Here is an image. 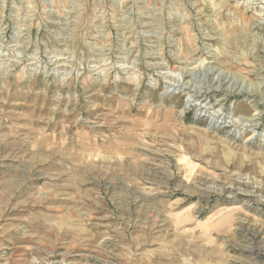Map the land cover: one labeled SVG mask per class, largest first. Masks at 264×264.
Wrapping results in <instances>:
<instances>
[{
	"label": "rangeland",
	"instance_id": "rangeland-1",
	"mask_svg": "<svg viewBox=\"0 0 264 264\" xmlns=\"http://www.w3.org/2000/svg\"><path fill=\"white\" fill-rule=\"evenodd\" d=\"M0 264H264V0H0Z\"/></svg>",
	"mask_w": 264,
	"mask_h": 264
},
{
	"label": "bare ground",
	"instance_id": "bare-ground-1",
	"mask_svg": "<svg viewBox=\"0 0 264 264\" xmlns=\"http://www.w3.org/2000/svg\"><path fill=\"white\" fill-rule=\"evenodd\" d=\"M192 82H193V81H192ZM221 84H222V83H221ZM173 85H174V84H173ZM173 85H172V86H173ZM197 87H198V86H197ZM177 88H178V87H177ZM193 96H194V95H193ZM213 116H214V115H213Z\"/></svg>",
	"mask_w": 264,
	"mask_h": 264
}]
</instances>
